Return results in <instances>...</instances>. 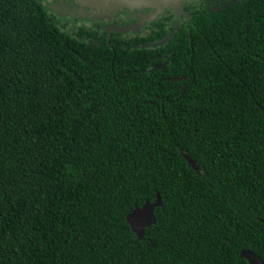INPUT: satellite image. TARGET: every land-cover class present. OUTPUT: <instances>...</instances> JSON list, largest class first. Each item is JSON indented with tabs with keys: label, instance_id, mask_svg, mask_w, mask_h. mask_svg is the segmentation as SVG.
I'll return each mask as SVG.
<instances>
[{
	"label": "trees",
	"instance_id": "16d2710c",
	"mask_svg": "<svg viewBox=\"0 0 264 264\" xmlns=\"http://www.w3.org/2000/svg\"><path fill=\"white\" fill-rule=\"evenodd\" d=\"M45 1L0 0V264L264 260V0L195 8L165 70Z\"/></svg>",
	"mask_w": 264,
	"mask_h": 264
},
{
	"label": "water",
	"instance_id": "95a60500",
	"mask_svg": "<svg viewBox=\"0 0 264 264\" xmlns=\"http://www.w3.org/2000/svg\"><path fill=\"white\" fill-rule=\"evenodd\" d=\"M188 0H53L46 3L47 8L58 12L65 9L67 12L78 13L82 17L84 15L93 16H115L119 13H139L135 23L117 27L116 30L126 32L129 28L135 29L143 26L146 22L154 20L164 11L169 10L176 16L186 14L183 9V2ZM191 16V14H188ZM171 38V32L164 37L142 45L141 47H156L163 44ZM157 66H155L156 68ZM184 76L172 77L170 80H180ZM182 155L186 161L196 171L199 170V165L190 157L189 154L182 151ZM161 196L156 192V198L153 202L144 201L141 206L134 205L133 209L126 214V220L131 230L138 238H142L145 228L155 222L154 209L161 205ZM240 256L247 259L251 264H264V260L253 250L241 249Z\"/></svg>",
	"mask_w": 264,
	"mask_h": 264
},
{
	"label": "flooded vegetation",
	"instance_id": "af4514ba",
	"mask_svg": "<svg viewBox=\"0 0 264 264\" xmlns=\"http://www.w3.org/2000/svg\"><path fill=\"white\" fill-rule=\"evenodd\" d=\"M53 0H50L52 2ZM234 0H188L186 1V5L188 8H183L186 14H180L176 16L174 13L169 10L164 11L162 14L158 15L154 20L146 22L143 26L132 29L129 28L126 32H120L116 30L117 27L130 25L136 22L139 13H119L115 16H87L84 15L82 17L78 13L67 12L65 9H62L58 12H54V15L64 24L67 28H76L83 27L87 28L90 31H95V34L91 33L90 37L94 40L102 39V35L105 34V39L107 42L110 41L111 38H119V41L123 39L131 40L129 45L130 48L141 47L146 43H150L156 41L162 37H164L167 33L171 32V38L165 41L159 46L156 54L153 56V61L150 62V66L148 69H159L165 70L167 66L170 64V54L173 51V44L167 43L172 39L174 42H178V39L175 38L176 32L180 31L182 25L187 26L186 23L190 19V15L193 14L195 8H201L205 5H212L215 9L219 6L226 5ZM189 33V31H188ZM155 36V38L151 41H145L141 43H137L140 38H147ZM135 41V42H134ZM155 47V48H156ZM149 61V60H148ZM155 66H157L155 68ZM176 76H171L168 78H172ZM261 219V218H260ZM262 220V219H261ZM244 249V248H243Z\"/></svg>",
	"mask_w": 264,
	"mask_h": 264
},
{
	"label": "rangeland",
	"instance_id": "374dc122",
	"mask_svg": "<svg viewBox=\"0 0 264 264\" xmlns=\"http://www.w3.org/2000/svg\"><path fill=\"white\" fill-rule=\"evenodd\" d=\"M48 2H50V0H48V1H45V3H48Z\"/></svg>",
	"mask_w": 264,
	"mask_h": 264
}]
</instances>
